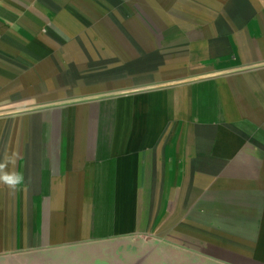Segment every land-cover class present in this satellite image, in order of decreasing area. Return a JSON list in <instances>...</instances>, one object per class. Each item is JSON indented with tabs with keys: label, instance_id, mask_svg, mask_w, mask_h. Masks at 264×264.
<instances>
[{
	"label": "crops",
	"instance_id": "crops-1",
	"mask_svg": "<svg viewBox=\"0 0 264 264\" xmlns=\"http://www.w3.org/2000/svg\"><path fill=\"white\" fill-rule=\"evenodd\" d=\"M12 152L0 264H264V0H0Z\"/></svg>",
	"mask_w": 264,
	"mask_h": 264
},
{
	"label": "clouds",
	"instance_id": "clouds-1",
	"mask_svg": "<svg viewBox=\"0 0 264 264\" xmlns=\"http://www.w3.org/2000/svg\"><path fill=\"white\" fill-rule=\"evenodd\" d=\"M18 157V153L12 152L11 154L5 153L0 159V185L9 191L19 190L25 182L23 173L16 168Z\"/></svg>",
	"mask_w": 264,
	"mask_h": 264
},
{
	"label": "trees",
	"instance_id": "trees-1",
	"mask_svg": "<svg viewBox=\"0 0 264 264\" xmlns=\"http://www.w3.org/2000/svg\"><path fill=\"white\" fill-rule=\"evenodd\" d=\"M153 253L154 251L151 249H143V250H136V253L134 251L132 254L136 255L135 258L137 261H145L150 257H152ZM170 264H176L174 259Z\"/></svg>",
	"mask_w": 264,
	"mask_h": 264
}]
</instances>
